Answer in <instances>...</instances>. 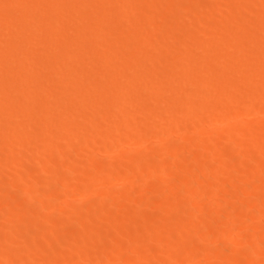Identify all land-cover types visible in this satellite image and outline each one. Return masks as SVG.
<instances>
[{"label":"bare ground","instance_id":"1","mask_svg":"<svg viewBox=\"0 0 264 264\" xmlns=\"http://www.w3.org/2000/svg\"><path fill=\"white\" fill-rule=\"evenodd\" d=\"M0 1H3L0 8L6 6V2L11 6L0 10V264H8L10 257L13 259L10 264L48 263L52 250L62 252L64 248L65 261L76 264H96L99 259L104 264H188L181 258L187 252L200 253L196 256L206 257L209 263L218 260L217 264H229L230 256L226 250L233 251L231 259L237 264H264L261 259L264 256V220L261 218L264 183L254 186L258 180L264 181V123L258 118V122L250 124V128L260 129L259 134L257 130L256 135L252 133L254 136L244 127L229 134L221 129L224 134L206 135L208 124L204 127L206 122L202 118L200 124L202 121L203 127L196 130L194 126L192 130L196 134L205 132V142L190 139L189 144L185 141L187 146L177 138L182 134L178 127L181 128L183 121L179 118V105L188 107L187 113L182 111L181 118L185 115L187 119V115H196L201 110L204 112L213 103L207 95L212 88L221 90L217 95L226 94L223 100L222 96L215 95L222 102L214 101L216 109L223 110L220 117L223 121H227L232 112L244 113L247 108L242 107V102H250L247 107L251 103L254 106L255 100L264 103V39L263 42L258 40L264 34V21L256 26L251 23L255 26L251 32L249 28L248 32L246 29L238 31L246 25H243L244 21L248 24L255 21L253 14L257 10L264 12V0H210L203 4L201 12L196 11L200 8L187 5L190 0H115L114 4L110 0H76L71 5L73 8L70 6L59 14L56 11L44 24L38 22V18L34 19V11L56 9L57 4L62 3L60 1L70 0ZM21 4L22 7L28 5L26 12L22 11L26 18L31 16L30 19L41 25L23 19L22 27L15 25L16 29H9L4 26L22 19L18 8ZM104 7L106 11L101 15ZM75 10L83 15H75ZM221 25L227 29L217 34L207 30L208 26L220 28ZM72 31L74 35L69 36ZM109 34L113 36L107 37ZM41 38L48 40L42 41L43 47L37 43ZM254 41L258 42L250 48ZM243 45H250V56L245 55L248 52L244 54V47H240ZM213 46L219 49H213ZM239 48L243 55L238 53ZM230 62H233L232 66L235 62L240 64L237 65L239 70L235 68L237 72L227 71L226 65L229 67ZM207 64H212V69L208 70ZM204 65L208 66L206 70H203ZM247 68L257 69L261 74L256 72L260 75L256 74L255 80L256 75L252 78L246 75L251 72L246 71ZM66 83L72 86L65 88ZM240 83L246 88L242 86L244 89L240 90ZM33 88H39L40 93L28 91ZM37 103L41 106L35 110L33 106ZM214 106L210 108L214 109ZM146 108H149L148 114L143 113ZM84 134L90 140L94 135L95 139L90 141ZM150 134L162 145L159 153L151 149L150 154H137V150L132 152L129 147L121 150L130 142L140 145L141 138ZM103 135L110 141L96 144L98 140H94ZM120 140L126 141V146H122ZM198 142H203L204 147ZM228 142L241 146L252 142L250 144L255 146L253 154L259 158L254 159L252 154L254 160L248 162L246 150L239 154L228 148L223 150ZM116 145L121 151L117 165L112 160V153H117ZM196 145L203 148H195V153L193 147ZM229 160L231 165L237 164L236 170L233 166L234 169L225 175L219 167L230 164ZM211 163L212 166L219 165L215 166L211 177L207 171L205 174L199 172L198 167L208 168ZM175 167H186L189 176L179 184L176 181L177 188L170 182L171 187L158 186L157 176L170 173ZM97 169L103 172L95 177ZM235 172L237 175L233 176ZM114 173H119L120 181L129 178L130 184L125 188L116 186L114 190L112 187V190L102 188L99 191L97 185L107 183ZM102 175L107 177L102 178ZM251 183L250 189L256 188L252 191L255 200H250L247 195L251 190L246 185ZM37 184H53L51 187H54L47 193L40 185L42 190L35 189ZM135 187L136 190L139 188L140 198L132 194ZM17 188L20 192L15 191ZM139 192H150L155 197L148 200L149 197L145 199ZM227 193L234 199L228 202L231 206L222 202L224 198H219ZM66 194L91 197L83 202L72 199L73 203L67 204L69 208H64L66 203L62 205L60 200H65ZM216 197L221 204L225 203V207H220V203L213 206L217 199L211 201L214 203L209 200ZM127 202L131 205L125 204ZM8 206L11 210L6 213ZM230 207L232 212L237 211L241 220L239 217L238 222L231 224L230 218L228 225L224 216L233 214L229 213ZM115 208L125 209L128 215L109 218L107 215ZM55 210L61 212L59 215L64 213L63 217ZM78 214H86V218L74 219ZM209 219H216L218 226H205ZM164 222L171 223L165 230L159 227ZM22 230L28 234L26 248L24 244L19 246L20 241L15 238ZM248 230V234H244ZM63 234L69 241L56 243L55 238ZM152 240L160 241L161 245L159 242L160 246L151 247ZM149 241H152L151 245L146 243ZM105 243L110 244V249L105 250L104 256L96 260L97 251L95 257L90 255L92 259L86 254L89 248L99 250ZM224 252L228 257L223 255ZM164 253L170 256L169 259L163 257ZM209 257H212L211 261Z\"/></svg>","mask_w":264,"mask_h":264},{"label":"rangeland","instance_id":"2","mask_svg":"<svg viewBox=\"0 0 264 264\" xmlns=\"http://www.w3.org/2000/svg\"><path fill=\"white\" fill-rule=\"evenodd\" d=\"M73 1L75 2L76 0H70V1H69L70 4H69V2H67V1H60V2H62V3L57 4V6L55 5V6H56V9H54L55 7H53V9H51V10L44 11L45 13L42 11L45 15H43L42 12L34 11V14H35V12H36V14L34 15V19H37V18H38V19H37L38 22H42V24H44V23H46V22L48 21V19L51 18V16H52L53 14L55 15L56 11H57V14H59V13L65 11L66 8L70 7V6L72 5V3L74 4ZM104 1H106V0H104ZM108 1H109V0H108ZM114 1H115V0H110L109 2H112V3L114 4V3H115ZM194 1H195V3H194ZM197 1H198L199 3H198ZM209 1H210V0H205V2H204V0H190V2H188L187 5H188V6L190 5V6H191V7L189 6L190 8H193V7H196V8H198V9L200 8L199 10H196L195 8H194V9H195L197 12H201V10L203 9V6H204L203 4L208 3ZM218 1H219V0H218ZM2 2H3V1H0V5L2 4ZM64 2H65V3H64ZM219 2H223V0H221V1H219ZM8 3H9V2H6V4H7L8 7H9L10 4H8ZM102 3H103V2L99 1V5H102ZM64 4H65V5H64ZM113 4H112V5H113ZM194 4H195V6H194ZM4 5H5V4H3V6H4ZM7 5H6V6H7ZM11 5H12V4H11ZM25 5H26V6H25ZM60 5H61V6H60ZM66 5H67V6H66ZM205 5H206V4H205ZM6 6L1 7L2 10H5V7H6ZM8 7H6V10L9 9V8H11V6H10L9 8H8ZM23 7H24V9H23ZM23 7H22V4L19 5V7H18V8H19V11L21 12V17H20V18H22V19H20V20L18 19L17 21L15 20V22L12 21V22H10V24H8V23L5 24V22H4V23H3V24H5L4 26H6V27L9 26V27H7V28H9V29H10V28H12V29H16V28H15L16 26H17V28L24 26V25H23V24H24V23H23V19H26L27 21H26V20H24V21H26L27 23L30 22V21H32V20L35 21L33 18L30 19L31 16H30L29 18H28V17L26 18L27 15H26V13H25V12H26V11H25V8L27 9L28 5H27V4H24ZM57 7H58L59 9H58ZM62 7H63V8H62ZM71 7L73 8V6H71ZM1 8H0V10H1ZM31 8H32V7H31ZM62 9H64V10H62ZM83 9L86 10L85 8H83ZM104 9H105V7L103 8V10L101 9L102 11H100V13H101V12L104 13V11H106V10H104ZM33 10H35V9L33 8ZM22 11H25V12H22ZM50 11H52V12L50 13ZM257 11H258V13H257ZM257 11L255 12L256 14H255V13L253 14V17H255V21L249 22V24H248V21H247V22L244 21V22H243V25H244V23H245L246 25L244 26L243 29H239V28H238V31H239V30H245V29H246L245 31L248 32V28H249V30H250V32H251L252 29L254 30L256 24H259V22L264 21V17H263V19L261 18V16H264V12H262V11L260 12L259 10H257ZM38 12H39V14H38ZM46 12H47V13H46ZM53 12H54V13H53ZM86 12H87V11H86ZM103 13H101V15H102ZM259 13H260V14L262 13L263 15H262V14L259 15ZM37 14L39 15L40 18L37 16ZM41 14H42V15H41ZM49 14H50V16H49ZM74 14L77 15V16H79V15H80V16L83 15V13L80 14V12H78V11H76V10H75V13H74ZM254 15H255V16H254ZM257 15H258V17H259V16H260V17L258 18ZM45 16H46V17H45ZM48 17H49V18H48ZM47 18H48V19H47ZM28 19H30V21H28ZM39 19H40L41 21H40ZM261 19H262V20H261ZM44 20H45V21H44ZM256 20H257L258 22H256ZM19 21H20L21 23H20ZM70 21H72V18H71ZM16 22H18V24H17ZM35 22H36V24H39V23H37V21H35ZM67 22H69V21L67 20ZM255 22H256V23H255ZM240 23H241V22H240ZM251 23H253L255 26L252 25ZM247 24H248L249 26H248ZM15 25H16V26H15ZM21 25H22V26H21ZM39 25H41V23H40ZM12 26H13V27H12ZM247 26H248V27H247ZM253 26H254V28H253ZM214 27H215V26H208V27H207V30H208L209 32H211L212 34H214V33L217 34V33H220V32H222V31H224L225 29H227V26H225V25H224V27H223L222 25L220 26L221 30H220L219 26H218L217 28H216V27L214 28ZM251 27H252V28H251ZM210 28H211V29H210ZM218 28H219V29H218ZM222 29H223V30H222ZM253 30H252V31H253ZM212 31H216V32L213 33ZM217 31H218V32H217ZM235 31L237 32V30H235ZM72 35H74V32H73V31H72V34H71V32L69 33V36H72ZM111 36H113V35H112V34H109L107 37H111ZM262 37H263V38H262ZM257 38H258V37H257ZM260 39H261L262 42H263L264 34H262L261 37L259 36V38H258L259 42H261ZM40 40H41V41H40ZM40 40H38V42H37L38 45H39L40 47H43V46H44V43H42V41H44L45 43L48 42V40H47L46 38H41ZM40 42H41V43H40ZM256 42H258V41H256ZM256 42L254 41V44L251 45V46H250V45H247V47H246V46L244 47V45H243V46H240L241 48L244 47V48H243V49H244V50H243V51H244V54H245L246 52H248V53L245 54L246 56H250V55H249V54H250V51H251L250 48H252V46L254 47L255 44H256ZM248 46H250V48H249ZM213 47H214V48H213ZM213 47H212L213 49H215V48L219 49L217 46H213ZM241 48H239V50H238V53H240V54L242 53V49H241ZM247 48H249V49L245 51V49H247ZM247 54H248V55H247ZM241 55H243V53H242ZM230 63H231V62H230ZM230 63H229V67L226 65V68L228 69L227 71H228V72H237V71L239 70L238 68H239L240 64H238V62H235L234 65L232 66V63H233V62H232L231 64H230ZM207 65L210 66V68H208V66L204 65V67L202 66V67H203V70H206V68H208V70H209V69H212V67H213L212 64H207ZM237 65H239V66L237 67ZM205 66H206V67H205ZM198 67H199V66H198ZM200 67H201V66H200ZM233 67H234V69L237 68L238 70H236V69L234 70ZM200 69H202V68H200ZM200 69H199V70H200ZM231 69H232V70H231ZM108 70H109V69H108ZM110 70H111V69H110ZM110 70H109V71H110ZM248 70H249V71L251 70V72H249ZM246 71L249 72L248 74L245 72L246 75H249V77H251V78H252L253 75H256L257 73H260V72H261V71L258 72L257 69H253V68H247ZM196 72L198 73V71H196ZM200 72H201V71H200ZM200 72H199V73H200ZM253 72H254L255 74H254ZM256 72H257V73H256ZM251 73H253V74H251ZM260 74H261V73H260ZM260 74H257V75H260ZM257 75H256V77H255V80H256L257 77H258ZM249 77H248V78H249ZM253 79H254V77H253ZM70 84H71V83H68V84L66 83V85L64 84L63 86H64L65 88H67V87H71L72 84H71V85H70ZM241 84H242V85H241ZM68 85H69V86H68ZM239 85L241 86V87H239V88H241L240 90H243L244 88H246L245 84L243 85V83H240ZM242 86H243L244 88H242ZM254 86H255V84L253 85V87H254ZM237 87H238V86H236V88H237ZM255 87H256V86H255ZM255 87H254V88H255ZM236 88H235V89H236ZM212 89H213L212 91L210 90L211 92H213L212 94H211L210 91L207 93V95L211 96V97H209V100H210V99L212 100V101H210V102H211V103L213 102V103L210 105V107L214 106V101H217V103H218V101L222 102L223 98L225 99L224 96L226 95V94L223 95V94L221 93V94H222V95H221L222 97H221L220 94L217 95L218 93H220V91H221L220 89H216V90H215V91H216V94L214 93V92H215V91H214V88H212ZM236 90H238V89H236ZM240 90H239V91H240ZM26 91H27V90H26ZM28 91L31 92V93H33V92H34V93H40V89H39V88H38V89L33 88V89H31V90H28ZM28 91H27V92H28ZM217 91H218V92H217ZM222 92H224V91L222 90ZM224 93H225V92H224ZM215 95L218 96V98L221 97L222 100H221V99H217V97H216ZM214 96H215V98H214ZM212 97H213V98H212ZM209 100H208V101H209ZM255 101H257V102H256L257 104L254 102V106H252L253 103H251L252 105H251L250 107H247V106L249 105L250 102H248V101H245V102H247V103L242 102L241 105H244V106H242V107H244V109L247 108L246 110H244V111L247 112V113L244 112V113H241V115L243 114L242 116L239 115V114H238V115H239V116H238L237 114H234V113L232 112L234 115H237V116H236V117H232V116H234V115H232V116L230 117V115L232 114V113H231V114L228 115V116H229L228 119H230V120L227 119V121H226V120L223 121L222 119H220V117L223 115V112H222L223 110H222V109H220V108H219L220 110H219V109H216L215 106H214L215 108L213 109V108H210L209 105H208V108H209V109H207V108H206L207 110L203 109V110H205L204 112H203L202 110L199 111L201 114H200L199 112L197 113V114L199 115V116H198V119H199V120H197V117H196L197 114H196V113H195L196 115L191 114V115L194 116V117H191V115H187V119H186V117H184V116H185V115H184V116H183L184 118H183V117L181 118V116L183 115L184 112H186V113L188 112V110H187L188 107H187V109L184 108V107H186L187 105H186V104H185V105H184V104H183V105L181 104V105H179V108H180L179 116H180V114H181V116H180L179 118H180L181 120H183V121H181V124H180L181 128L178 127L179 130H178V129H177V130L180 131V133H182V134L180 135V134L176 131L180 136H177V135H176V132H175V136H177V138H179L178 140L181 141V142H183V143H184L185 141H186L188 144L191 143V142H189L190 139H191V141H192V139H193V140H197V139H198L197 141H201V140H202V141L205 142V141H206V139H205L206 137L204 136V133H205V132H206V133H205L206 135H207V133H211V134H213V132H214L213 135H216V134L221 135V134L223 133V132H221V131H224V133L229 134L228 132H231V131L233 132V131H235V130H237V129H240V127H241V128L244 127V129H247V130H246L247 133L250 132V133H251V136H254V135H256V133H258V131H260V129L257 130V129L255 128V130H254V129H253L254 127H253V128H250V124H251V123L258 122V120H257L258 118L264 123V119H262V117L264 118V113H263V112H264V105H263L264 103H263V104H260V103H262L260 100H255ZM210 102H209V104H210ZM259 102H260V103H259ZM217 103H215V104H217ZM37 106H38V107H37ZM40 106H41L40 103H37V104H35V105L33 106V109L35 108V110H37V108L39 109ZM183 106H184V107H183ZM259 106H260V107H259ZM182 107H183V109H181ZM256 107L258 108V110H255ZM262 107H263V108H262ZM259 108H260V109H259ZM148 109H149V108H146V109H145L146 111L144 110L143 113L148 114ZM215 109H216V110H215ZM183 110H184V112H182ZM185 110H187V111H185ZM208 110H209V111H208ZM210 110H211L212 112H211ZM214 110H215V111H214ZM260 110L263 111L261 114H260V112H259ZM252 111H254V112H252ZM209 112H210L211 114H209ZM213 112H214L213 115H215L216 117H214V116L212 115ZM216 112H217V113H216ZM221 112H222V114H221ZM249 112H250V113H249ZM219 113H220L221 115H220V116H217V115H219ZM251 113H252V115H251ZM202 114H204V116H202ZM247 114H248V115H247ZM257 114H258L259 116H258ZM209 115H211V116L209 117ZM188 116H189V117H188ZM246 116H247V117H246ZM199 117H200V118H199ZM240 117H241V118H240ZM202 118H204V119H205V122H206V123L204 122V123H205V124H204V127L208 124V125L206 126L207 128L205 127V129H206L205 132H203V133L200 132L201 134H199V133L196 134V132H194L192 129L194 128V126H195V129H196V128L198 129V128H200L201 125H203V122H202V121H201L202 124H200V119H202ZM217 118H219L220 120L217 119ZM243 118H245L246 121H245ZM254 118H256V119H254ZM189 119H190V120H189ZM210 119H211V120H210ZM241 119H243V120H241ZM202 120H203V119H202ZM214 120H215V121H214ZM260 120H259V121H260ZM193 121H194L195 123L197 122V123H196L197 125H196ZM218 121H219V122H218ZM238 121H239V122H238ZM240 121H241V122H240ZM242 121H243V122L245 121V122H244L245 125H247V123H248L247 127L249 126V127H248V128H249V131H248V128H246V126L242 123ZM250 121H252V122H250ZM211 122H213V123L211 124ZM249 122H250V123H249ZM185 123H186V124H185ZM193 123H194V124H193ZM215 123H216V124H215ZM198 124H200V125H198ZM242 124H243V126H242ZM236 125H237V126L240 125V126L237 127ZM251 125H252V124H251ZM186 126H187V127H186ZM192 126H193V127H192ZM210 126H211V127H210ZM235 126H236L237 128H236ZM190 127H191V128H190ZM201 127H203V126H201ZM215 127H216L217 130L215 129ZM217 127H218V128L220 127V129H218ZM233 127L235 128L234 130L231 129V128H233ZM131 128H132V127H131ZM183 128H184V129H183ZM209 128H210V130H209ZM211 128H212V130H211ZM132 129H133V128H132ZM180 129H182V130H180ZM188 129H189V130H188ZM197 129H196V130H197ZM202 129H203V128H202ZM202 129H201V130H202ZM214 129H215V130H214ZM221 129H222V130H221ZM252 129H253L254 131H253ZM207 130H208V131H207ZM220 130H221V131H220ZM227 130H228V131H227ZM256 130H257V132L255 133ZM187 131H190V132H187ZM198 131H200V129H199ZM211 131H212V132H211ZM74 133H75V134H74ZM194 133H195L196 135H195ZM224 133H223V134H224ZM250 133H249V134H250ZM252 133H253L254 135H252ZM72 134H73V135H76V132H73ZM91 134H93V133H90L89 135H91ZM230 134H231V133H230ZM258 134H259V133H258ZM84 135H85V138L88 137V136L86 137V134H84ZM152 135H153V134H152ZM200 135H201V136H200ZM218 135H217V136H218ZM93 136H94V135H92V137H90L91 140H93V138L95 139V137H93ZM104 136H105L106 138H105ZM191 136H192V137H191ZM193 136H194V137H193ZM196 136H197V137H196ZM99 137H100V136H99ZM181 137H182V138H181ZM185 137H186V138H185ZM183 138H184V139H183ZM187 138H188V139H187ZM87 139H89V137H88ZM104 139H105V140H104ZM107 139H109L108 136L103 135V137L94 140V142H96V141L98 140V141L96 142V144H98V142H99V144L103 145V144H105V143L107 144V142H106ZM204 139H205V140H204ZM89 140H90V139H89ZM91 140H90V141H91ZM139 140H140V139H139ZM142 140H143V141H142ZM188 140H189V141H188ZM102 141H103V142H102ZM109 141H110V139H109ZM121 141H122V140H120L119 142H121ZM140 141H141L142 143H141ZM140 141L138 142V143H140V145L138 144L137 146H136V144H133V143H131V142L129 143V144H131V145H129V144H127L126 141H124V142L122 141V142H123V143L121 142V143H122V146L125 145V144H127L128 146L125 145L126 147H125V148L123 147L124 149H122V147H121V150H125V149H127V148L129 147V149H131L132 152H135V150H137L138 152H135V153H137V154H141V153H143V152H145V154H146V153H147V154H148V153L150 154V153H151V149H152V150L154 149V151H153L154 153H155V151H157V150H158V151H157L158 153H159L160 151H162V150L159 149L160 147H162V145L159 144V143L157 144V142H155V138H154L153 136H151V134H150V135H145V136H143V137L141 138ZM186 142H185V144H186ZM102 143H103V144H102ZM121 143H120V144H121ZM124 143H125V144H124ZM202 143H203V142H202ZM202 143H201V142H200V143L198 142L197 144H200V145H201ZM250 143H252V142H250ZM250 143H249L247 146H243V145L241 146V144L238 145V143H233V142H230V143H229V142H228V143H226V144H227V145H226V148H225V147H224V148L221 147V148H223V150H224V149H226V150L229 149L230 152L237 153V154H239V153L242 152L243 150H244V151L246 150V151H245V153L247 152L246 159L249 157V159H247V161L249 162L250 159H251V156H252V154H253V152H254L253 149H255V148H254L255 146H253L254 144H250ZM116 144H118V141H117ZM149 144H150V145H149ZM152 144H155V147H154V145H153V147H152ZM188 144H186V145L188 146ZM223 144H225V143H223ZM141 145H142V146H141ZM156 145H157V146H156ZM160 145H161V146H160ZM119 146H120V145H119ZM150 146H151V147H150ZM189 146H190V145H189ZM201 146H202V145H201ZM201 146L196 145L195 147H193V151H195V153H196L197 150H201V149L204 147V143H203V147H202V148H201ZM223 146H224V145H223ZM117 147H118V146L116 145V149H115V150L117 151V153H116V152L112 153V154H113V158H114V159L112 158V160H114V163H115L116 165H117V163L120 161V156H119V155H120V152H121L120 149H118L119 147H118V148H117ZM146 147H148L149 151H147L148 149H147ZM197 147H200L201 149H200V148H197ZM241 147H244L245 149H244V148H241ZM145 148H146V150H144ZM164 148H165V147H164ZM164 148H163V149H164ZM195 148H196L197 150H195ZM227 148H228V149H227ZM246 148H247V149H246ZM251 148H252V149H251ZM133 149H135V150H133ZM161 149H162V148H161ZM239 149H240V150H239ZM249 149H250V150H249ZM115 150H114V151H115ZM127 150H128V149H127ZM166 150H167V148H166ZM248 150H249V151H248ZM252 150H253V151H252ZM119 151H120V152H119ZM163 151H165V149H164ZM250 151H251V152H250ZM157 152H156V153H157ZM167 152H168V150H167ZM199 152H200V151H199ZM199 152H197V153H199ZM248 153H250L251 155L249 156ZM152 154H153V153H152ZM116 155H117L118 157H117ZM235 155H236V154H235ZM114 156H115V157H114ZM116 157H117V158H116ZM253 158H254V159H257V158H259V155L257 156V155H255V154H253ZM253 158H252V159H253ZM116 159L119 160V161H117ZM252 159H251V160H252ZM254 159H253V160H254ZM115 160H116V161H115ZM229 161H230V160H229ZM228 163H229V162H228ZM118 164H119V163H118ZM212 164H213V163H211V165H209L210 167L208 166V168H207V167H206V168H202V166L198 167L199 172H200L201 174H205L206 171H207L208 173H210V174L207 173L208 176L211 177V175H213V174H212V171L215 170V166H216V167L219 166L218 164L216 165V163H215L213 166H212ZM232 164H233V165H231V161H230V164H225V165H223V166H220L219 169H222V170H221V173H223V174L226 175L225 172L228 173L229 170L232 171V170L234 169L233 166H235V170H236V166H237V164H236V163H232ZM198 166H199V165H198ZM230 166L232 167V169L230 168ZM240 166L242 167V165H240ZM241 167H240V168H241ZM118 168H119V167H118ZM185 168H186V167H181V168H177V167H175V169H172L170 173H166V174H165V175L168 177V178H166V179H165L166 176H165L164 174H159L160 177L157 176L156 181L158 180V183H156V184H157L158 186H160V187H162L163 185H165V186L168 185V186H169V184H170L171 186H172V185H174V186L176 185L175 187L177 188V187H178L177 183L179 184V182H181V181L183 180V178L185 179V178L188 177L189 174H190V172L187 170V168H186V169H185ZM201 168H202V169H201ZM223 168H226V169H223ZM179 169H180V170L182 169V171H179ZM207 169H208V170H207ZM241 169H242V168H241ZM173 170H174V171H177L178 173H177V172H174ZM204 170H205V171H204ZM226 170H227V171H226ZM237 170H238V169H237ZM172 171H173V172H172ZM202 171H203V173H202ZM223 171H224V172H223ZM231 171H230V172H231ZM238 171H239V170H238ZM99 172L102 174L103 171H102V170H99V169H97V171L95 170V172H94V173H95V174H94L95 177H97L96 175H97ZM104 172H105V171H104ZM230 172H229V173H230ZM233 172H234V171H233ZM239 172L241 173V171H239ZM239 172H238V173H239ZM100 173H99V174H100ZM105 173H106V172H105ZM105 173H103V175H105ZM171 173H172V174H171ZM173 173H174V174H173ZM240 173H239V176H240ZM99 174H98V175H99ZM177 174H179V175H181V176H179V175H177ZM223 174H222V175H223ZM103 175H102V178H104V177L106 178V177H107V175L104 176V177H103ZM117 175H119V173H118V174H117V173H114L113 175H111L110 178H108L107 183H104V184L102 183V185H101V183H100L101 187H100V185H97L98 190L100 191V189H102V188H103L104 190H107V189H109V190L111 189V190H112V187H113V190H114V189H116V186H117L118 188H125L127 185L130 184V179H129V178H126L127 180H126V179H122V180L120 181V179H119L120 177H118ZM161 175H164V177L161 176ZM235 175H237L236 172L234 173L233 176H235ZM208 176L205 175V177H208ZM223 176H224V175H223ZM239 176H238V177H239ZM212 177H213V176H212ZM236 177H237V176H236ZM175 178H177V179H175ZM223 178H224V177H223ZM109 179H110V180H109ZM115 179H116L117 181H116ZM174 179H175V180H174ZM208 179L210 180V179H212V178H208ZM178 180H179V181H178ZM109 181H110V182H109ZM114 181H115V182H114ZM118 181H119V182H118ZM156 181H155V182H156ZM159 181H161V182H159ZM176 181H177V183H175ZM259 181H260V180H258V181H257L258 184L255 183L254 186H255V185L258 186V185H261V184L263 185L264 181H260V182H259ZM164 182H165V183H164ZM169 182H170V183H169ZM111 183H112V184H111ZM168 183H169V184H168ZM173 183H174V184H173ZM246 183H247V182H246ZM248 183H249V182H248ZM260 183H261V184H260ZM39 185H40V188H42V187L44 188V187H45L44 189L47 190V191H46L47 193H50L51 191H50V192H48V191L51 190V189H53V187H54V186L51 187L53 184H52L51 186H50V185H47V186H46V185H43V184H39ZM39 185H38V184H37V186L35 185V186H34L35 189L37 188V189H39V190H42V189L39 188ZM41 185H43V186H41ZM103 185H105V186H103ZM111 185H112V186H111ZM161 185H162V186H161ZM251 185H253V184L251 183V184H248V185H246V186H248L249 189H250V186H251ZM109 186H110V187H109ZM123 186H124V187H123ZM171 186H169V187H171ZM254 186H253V187H254ZM34 187H33V188H34ZM104 187H105L106 189H105ZM172 187H173V186H172ZM253 187H251V189H250L251 191H249V192H251V193H249V192H248V194L246 193V194L249 196L248 198H250V200H255V199H257L256 197H254L255 195H254L253 192H252L254 189H256V188L252 189ZM173 188H174V187H173ZM18 189H19V188H17V190H15V189H14V190H15V191H19ZM20 189H21V188H20ZM35 189H34V190H35ZM44 189H43V190H44ZM48 189H49V190H48ZM138 189H139V188H137V190H138ZM249 189L246 188V190H249ZM34 190H33V191H34ZM137 190H136V187H135V188H134V191H133L134 193L132 192V194H133L134 197H136V198L139 197V198H140L141 196H139V195H141V194H138V191H137ZM201 191H203V189H202ZM19 192H20V191H19ZM23 193H24V192H21V194H23ZM135 193H136V194H135ZM139 193H142V197H143V198L146 197L145 199H147V198L149 197L148 200H153L154 197H155V194H152V193H150V192H149V193H147V192H139ZM146 193H147L148 195H146ZM200 193H201V192H200ZM17 194H18L19 196H21V194H19V193H17ZM134 194H135V195H134ZM149 194H150V195H149ZM227 194H228V195H227ZM227 194H226L227 197H226V195L224 194V196L222 195V196H220L219 198H220V199H223V198H224V201L222 200V202H225L227 205H230V204H228V202H230V200L233 199V196H232L231 193H227ZM246 194H245V195H246ZM249 194H250V195H249ZM252 194H253V195H252ZM24 195H25V194H24ZM229 195H231V196L229 197ZM65 196H66V198L63 197L65 200H60V202L62 203V205H63L64 203H66L65 205H63L64 208H65V207L69 208V206H67V204H68V203L71 204V202H72L73 200H74L75 202H76V200H77V201L82 200V202H83L84 200H86V198L89 199V198L91 197V195H88V196H86V197H83V196H82V198H81V195H80V196L76 195V196H75L76 198H75L74 196H70L69 194H66ZM69 196H70V197H69ZM137 196H138V197H137ZM144 196H145V197H144ZM68 197H69V198H68ZM151 197H153V199H152ZM221 197H222V198H221ZM228 197H229V198H228ZM63 198H62V199H63ZM226 198H227V199H226ZM252 198H253V199H252ZM68 199H70V200H68ZM72 199H73V200H72ZM75 199H76V200H75ZM78 199H79V200H78ZM216 199H217V202H215V203H214V202H211V201H215ZM220 199H218V197H216V198H214V199H212V200H209V201H210L211 203H214V204H215V205H213V206H216V205H219L218 203H220ZM71 200H72V201H71ZM58 201H59V200H58ZM58 201L56 200V203H57V204L59 203ZM62 201H64V202H62ZM69 201H70V202H69ZM86 201H87V200H86ZM233 201H234V199H233ZM79 202H80V201H79ZM125 202H126V201H125ZM130 202L133 204V201L130 200ZM130 202H127V203H125V204H130ZM61 203H59V204H61ZM72 203H73V202H72ZM134 203H135V202H134ZM225 203H224V204L222 203L223 205L220 203V204L222 205V206L220 205V207H223V206L225 207ZM233 203H234V202H233ZM68 205H69V204H68ZM130 205H131V204H130ZM208 205H209V204H208ZM231 205H232V204H231ZM231 205H230V206H231ZM127 206H128V205H127ZM209 206H210V205H209ZM61 207H62V206H61ZM63 207H62V208H63ZM220 207L218 206V208H220ZM227 207H229V206H227ZM62 208H61V209H62ZM6 209H7V211H6ZM125 209H127V207H126ZM125 209H123V208H120V209H119V208H115L113 211L109 212V214H108L107 216H108L109 218H115L116 215H119V216H117V217H120V215H121V217L127 216V215H128V212H124ZM155 209H158V208H155ZM225 209H226V208H225ZM228 209L230 210L229 213H231V212H232L231 207L228 208ZM8 210H9V211H8ZM10 210H11V209H10V206H8V207L5 208L6 213H7V212H10ZM59 210H60V209H58V211H59ZM66 210H67V209H66ZM153 210H154V209H153ZM226 210H227V209H226ZM234 210H235V209H234ZM58 211L55 210L56 214H57L59 217H63L64 213L60 214V215H61V216H60L59 213H61V212H58ZM62 211H63V210H62ZM117 211H118V212H117ZM125 211H126V210H125ZM121 212H123V214H122ZM153 212L155 213L156 210L153 211ZM232 213H233V214H232L233 216H232V215H229L228 213H227V214H228V217H226L227 215L224 216V217H225L224 220H225V222H227L226 224H228V225H229V223L232 224V222H234V221L238 222L239 219L241 220L240 215H239V214H238V215L236 214V213H237L236 210H235L234 212H232ZM173 214H174V213H173ZM112 215H113V216H112ZM262 215H263V216H262L261 218L264 220V213H263ZM80 216H81V217H80ZM230 216H231V217H230ZM239 217H240V218H239ZM85 218H86V214H84V215H83V214H82V215H79V214H78V215H75V216H74V219H76V220H77V219H78V220H80V219H81V220H82V219L84 220ZM230 218H231V219H230ZM238 218H239V219H238ZM227 219H228V220H227ZM229 219H230V221H231V220H232V221L228 223ZM263 220H262V222H263ZM170 221H172L171 218H170ZM216 221H217L216 219H215V220H211V219H209V221H208V220H207V222L205 221V226H210V225L214 224V227H217L218 224H217ZM236 222H234V223H236ZM164 223H166V224H164ZM164 223H161L162 225H161V224L159 225V227L161 226L164 230L167 229V227L169 228V226L171 225L170 222H169L170 224H167V222H164ZM263 223H264V222H263ZM207 224H208V225H207ZM231 224H230V225H231ZM166 225H167V226H166ZM165 226H166V227H165ZM22 232H23V230H22L21 232L18 231V233H17L18 235H17V237L15 236V238H16V239H17V238L19 239L20 242H18V240H17V242L20 243V245L18 244L19 246H21V245L24 246V245H25L24 247L26 248V247H27V243H25V238L28 236V234H27V232L25 233V231H24L23 233H22ZM245 232H246V233H245ZM245 232H244V234H248L247 232H249V230H248V231H245ZM14 235H16V234L14 233ZM19 236H20V237H19ZM126 238H127V237H126ZM20 239H21V240H20ZM67 239H68V240H67ZM23 240H24V242H23ZM56 240H58L59 242L56 241ZM21 241H22V242H21ZM53 241H54V240H53ZM68 241H69V237L66 236V235H64V234L61 235V236L59 235L57 238H55V242H56V243H61V242H62V243H67ZM152 241H153V240H152ZM152 241H149V242H146V243H147L148 245H151ZM153 242H154V241H153ZM159 242H160V241H159ZM159 242L156 240V241L151 245V247H152L153 245H154V246H160V245H161V242H160V243H159ZM146 243H145V244H146ZM158 243H159L160 245H159ZM23 244H24V245H23ZM103 245H104V244H103ZM109 247H110V244H109V243H105V245H104V246H101V247L99 248V250H94V249L91 247V248H89L88 253H86V254L89 255V256H90V255H91V256H92V255L94 256L95 251H97V253L95 254V255H96V260H97V258H98L99 256H100V257H101V256H104L103 254L106 253L105 250H107V252L109 251V250H108V249H110ZM261 247L263 248V245H262ZM0 248H1V246H0ZM144 248H145V250H146V247H143L142 249L144 250ZM64 249H65V248H64ZM64 249L62 250V252H61V250L58 251L57 249H55L56 251H55V250H52V252H51V257L49 258V260L46 261V262H48V263H45V262H44V263H45V264H76V262L73 263V262H68V261L66 262V261H65L64 257H65V253H66L65 251H66V249H65V251H64ZM90 249H91V250H90ZM219 249H220V248H219ZM219 249H217V250L220 251ZM223 249H225V248H223ZM226 249L229 250V248H226ZM230 249H231V248H230ZM231 250H232V249H231ZM50 251H51V250H50ZM53 251H54V252H53ZM57 251H58V252H57ZM90 251H91V252H90ZM100 251H101V252H100ZM223 251H225V250H223ZM55 252H56V253H55ZM63 252H64V253H63ZM227 252H229V253H227ZM99 253H100V254H99ZM141 253H142V252H141ZM220 253H221V251H220L219 253H217V254H220ZM224 253H225V252H224ZM226 253H227V255L230 256V257L226 256ZM226 253L223 254V255H225L226 257H228L229 264H230V262H231L232 264H235L236 262L232 261V259H231V255H233V254H232L233 251L231 252L230 250H229V251L226 250ZM97 254H98V255H97ZM190 254L193 255L194 259L191 258L192 256H191ZM198 254H200V253H198ZM198 254H197V253L193 254V253H188V252H187V254H186V253H185V254L183 253V254L181 255V258H182V259L184 258V259H185V262L188 261V262H187L188 264H195V263H196V264H200V263H201V264H204V263L208 264V263H209L206 257L203 258L202 255H200V256H196V255H198ZM229 254H230V255H229ZM62 255H63L64 257H63ZM87 255H86V256H87ZM163 255H164L163 257H165L166 259H169V257H170V256H168L166 253H164ZM184 255H185V256H184ZM223 255H222V256H223ZM60 256H61V257H60ZM91 256L89 257L90 259H92ZM190 256H191V257H190ZM201 256H202V257H201ZM217 256H218V255H217ZM94 257H95V256H94ZM100 257H99V258H100ZM185 257H186V258H185ZM215 257H216V256H215ZM215 257H214V258H215ZM61 258H62V259H61ZM103 258H104V257H102V259H103ZM187 258H188V259H187ZM214 258H213V259H214ZM216 258H219V257H216ZM85 259H88V258L85 257ZM85 259H83V262L85 261ZM94 259H95V258H94ZM184 259H183V260H184ZM208 259H210V257H209ZM211 259H212V257H211ZM211 259H210V261H211ZM219 259H220V258H219ZM261 259L264 260V256H261ZM7 260L13 261V259H11V257H10V259H7ZM60 260H61L62 262H60ZM226 260H227V259H226ZM228 260H227V261H228ZM262 260H261V261H262ZM10 261H9V262H10ZM191 261H193V262L191 263ZM214 261H215V260H213V262L211 261L212 264H213V263H216V264L218 263V260H216L217 262H214ZM9 262H8V264H10ZM65 262H66V263H65ZM211 262H210V263H211ZM44 263H41V262H40V263H38V264H44ZM210 263H209V264H210ZM35 264H36V263H35ZM96 264H104V261L101 262V260L99 259V261L97 260V263H96ZM118 264H121V263H118ZM155 264H157V263H155ZM236 264H237V263H236Z\"/></svg>","mask_w":264,"mask_h":264}]
</instances>
